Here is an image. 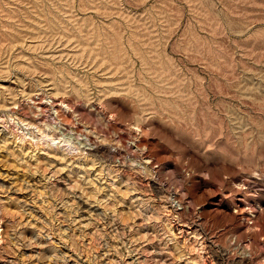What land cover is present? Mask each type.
Wrapping results in <instances>:
<instances>
[{"label": "rangeland", "instance_id": "rangeland-1", "mask_svg": "<svg viewBox=\"0 0 264 264\" xmlns=\"http://www.w3.org/2000/svg\"><path fill=\"white\" fill-rule=\"evenodd\" d=\"M2 115L0 264H264V0H0Z\"/></svg>", "mask_w": 264, "mask_h": 264}, {"label": "built area", "instance_id": "built-area-1", "mask_svg": "<svg viewBox=\"0 0 264 264\" xmlns=\"http://www.w3.org/2000/svg\"><path fill=\"white\" fill-rule=\"evenodd\" d=\"M32 102L36 103L35 105L37 107L36 115L38 117L37 120L40 124H43V123L51 124V126H54L57 129V134L59 136H62V134H67L68 136H71V138L77 140V133H76L77 131L76 130L71 131L69 127H72V126H68L65 122H63V119H62L63 111H61L60 108L57 109L59 112H57L56 114H54L53 112L49 113L50 109H52L53 111L55 110V107H57L56 105L57 103L51 97L47 95H36L32 98ZM11 113L15 115L13 116V118L15 117L23 125V123L20 121L21 120L20 117H18L22 113V108H19V106H17L13 112L11 111ZM45 113H47V118H45L46 117ZM3 118L7 120V116L6 115L0 116V129L2 128L5 129L3 125ZM80 134H82V136H85V134L82 131H80ZM80 137H78V141L82 142Z\"/></svg>", "mask_w": 264, "mask_h": 264}, {"label": "bare ground", "instance_id": "bare-ground-1", "mask_svg": "<svg viewBox=\"0 0 264 264\" xmlns=\"http://www.w3.org/2000/svg\"><path fill=\"white\" fill-rule=\"evenodd\" d=\"M34 103V102H33ZM36 105V103H34ZM58 106V104H56ZM57 110V109H56ZM61 110V109H60ZM59 112L58 110L56 111V113ZM4 119V118H3ZM26 127L29 126L28 124L25 125ZM50 133L48 132H43V138L47 141L45 143H49V145L52 147L53 145H57V148L59 147V150L61 147L66 146L69 149H73L75 148L78 151H91L94 147L95 144L94 142L91 141V139L87 136H82V134H80V132H76L77 133V140L71 138V136H68L67 134H62V136H59L57 134V129L54 126H51V124L48 126ZM70 128V127H69ZM72 129V128H71ZM40 130V129H39ZM74 131V130H73ZM41 132V133H42ZM32 135V134H31ZM30 135V137L32 138L33 141H37L35 140L32 136ZM35 136V135H34ZM81 136V137H80ZM29 137V138H30ZM37 137V136H36ZM78 137H80V139L82 140V142L78 141ZM38 139V138H37ZM31 140V139H30ZM22 142V141H21ZM20 142V143H21ZM25 143V142H23ZM22 143V144H23ZM39 143V141L37 142ZM43 143V142H42ZM33 144V143H32ZM41 144V143H40ZM82 144V146H81ZM19 145V144H18ZM36 145V144H35ZM48 145V144H47ZM40 146V145H39ZM46 146V145H45ZM48 148V147H47ZM54 148V147H53ZM52 148V149H53ZM56 148V147H55ZM64 148V147H63ZM36 149V148H35ZM38 149V147H37ZM43 149V148H42ZM46 149V148H45ZM65 149V148H64ZM56 150V149H55ZM62 150V149H61ZM57 151V150H56ZM63 153V151H62ZM68 153V152H67ZM70 153V152H69ZM68 153V154H69ZM176 202V201H175ZM175 205H177L175 203ZM179 206V205H177ZM180 208V207H179Z\"/></svg>", "mask_w": 264, "mask_h": 264}]
</instances>
